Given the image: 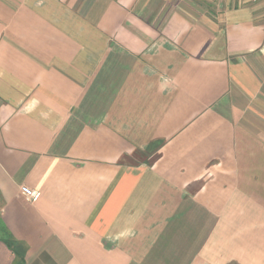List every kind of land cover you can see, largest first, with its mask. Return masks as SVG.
<instances>
[{
	"label": "crops",
	"instance_id": "crops-1",
	"mask_svg": "<svg viewBox=\"0 0 264 264\" xmlns=\"http://www.w3.org/2000/svg\"><path fill=\"white\" fill-rule=\"evenodd\" d=\"M249 1L0 0V264H264Z\"/></svg>",
	"mask_w": 264,
	"mask_h": 264
},
{
	"label": "built area",
	"instance_id": "built-area-1",
	"mask_svg": "<svg viewBox=\"0 0 264 264\" xmlns=\"http://www.w3.org/2000/svg\"><path fill=\"white\" fill-rule=\"evenodd\" d=\"M37 193L38 192L36 190H30L26 192V194H28L30 197H35Z\"/></svg>",
	"mask_w": 264,
	"mask_h": 264
},
{
	"label": "rangeland",
	"instance_id": "rangeland-1",
	"mask_svg": "<svg viewBox=\"0 0 264 264\" xmlns=\"http://www.w3.org/2000/svg\"><path fill=\"white\" fill-rule=\"evenodd\" d=\"M261 1H263V0H257V1H255V2H254L253 0H250L249 3H251V4H253V3L256 4V3H259V2H261Z\"/></svg>",
	"mask_w": 264,
	"mask_h": 264
}]
</instances>
